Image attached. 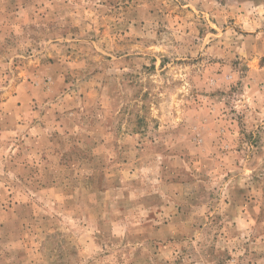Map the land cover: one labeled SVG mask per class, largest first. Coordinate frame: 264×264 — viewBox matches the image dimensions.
Masks as SVG:
<instances>
[{"label":"rangeland","instance_id":"obj_1","mask_svg":"<svg viewBox=\"0 0 264 264\" xmlns=\"http://www.w3.org/2000/svg\"><path fill=\"white\" fill-rule=\"evenodd\" d=\"M0 264H264V0H0Z\"/></svg>","mask_w":264,"mask_h":264}]
</instances>
